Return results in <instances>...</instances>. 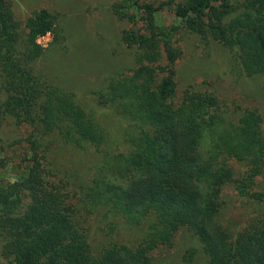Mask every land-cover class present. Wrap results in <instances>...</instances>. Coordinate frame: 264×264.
I'll use <instances>...</instances> for the list:
<instances>
[{"label":"trees","instance_id":"16d2710c","mask_svg":"<svg viewBox=\"0 0 264 264\" xmlns=\"http://www.w3.org/2000/svg\"><path fill=\"white\" fill-rule=\"evenodd\" d=\"M234 1L132 0L146 24L122 39L138 65L104 77L84 100L36 67L35 38L51 31L52 14L40 8L21 25L0 0V122L27 127L28 154L11 184L0 180V264H152L149 252L180 227L198 237L207 264H264L261 218L245 234L214 220L226 184L264 208L260 116L209 89L176 98L177 26L154 21L168 8L200 36L234 46L243 72L263 74L264 0H243L230 15ZM19 188L31 201L12 214Z\"/></svg>","mask_w":264,"mask_h":264},{"label":"rangeland","instance_id":"374dc122","mask_svg":"<svg viewBox=\"0 0 264 264\" xmlns=\"http://www.w3.org/2000/svg\"><path fill=\"white\" fill-rule=\"evenodd\" d=\"M4 1L21 25L26 17L40 8L52 14L54 23L51 31L35 38L42 48L36 67L46 78L51 81L53 78L57 85L72 89L84 100L94 98L92 92L104 77L116 72H128L138 65L135 60L137 52L126 46L122 39L124 30L140 28L143 31L146 24L142 12H133L134 6L129 8L132 0ZM135 1L156 4L165 0ZM234 2L236 7L230 15L242 10L243 0ZM132 13L135 16L130 20L127 14ZM154 17L155 23L177 26L173 44L178 48L179 55L172 65L175 97L179 98L187 88L209 89L231 109L255 110L264 132V73L243 72L234 46L209 35L200 36L186 22L176 19L168 8L162 9ZM100 119L108 121L106 116H100ZM26 132L24 124H15L11 118L0 122V180L4 185L15 180L13 168L16 164L21 166L24 162H21V158L28 156L24 141ZM107 136L111 141L109 133ZM256 181L264 191V170ZM18 193L19 201L13 207L12 214L26 211L31 201L27 189L19 188ZM219 198L221 207L214 220L222 226L245 234L257 228L256 219L264 221V208L238 196L228 184L222 188ZM149 257L152 264H207L202 243L192 230L184 227L175 232L169 245L153 249Z\"/></svg>","mask_w":264,"mask_h":264}]
</instances>
